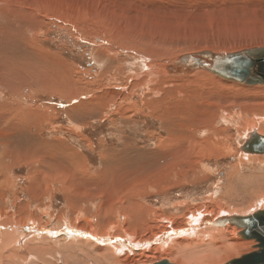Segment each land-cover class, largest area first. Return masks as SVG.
Masks as SVG:
<instances>
[{
	"label": "rangeland",
	"instance_id": "1",
	"mask_svg": "<svg viewBox=\"0 0 264 264\" xmlns=\"http://www.w3.org/2000/svg\"><path fill=\"white\" fill-rule=\"evenodd\" d=\"M262 46L264 0H0V134L9 137L0 135V228L8 235L4 242L18 239L6 255L3 252L1 264L110 262L104 255L99 257L91 239L67 236L54 241L26 235L24 230L33 225L56 234L66 225L77 231L79 225L78 232H96L99 237L112 228L109 234L120 239L152 243L143 258L138 255L144 249L116 256L102 247L120 262L135 256L141 264L165 261L166 253L179 246L180 240L188 242L184 254L195 253L197 258L205 257L200 252L212 249L214 243H231V237L200 230L191 231V237L171 238L172 245L166 241V249L160 250L153 244L156 234L145 228H157L156 236L161 231H180L191 218L208 210L213 219L219 206L222 212L217 220L264 210V163L255 154L240 155L250 124L256 127L264 120V86L217 81L211 74L198 82L202 71L186 76L197 85L190 104L199 110L194 114L198 124L194 123L193 137L203 140L211 135L199 129L207 120L217 130L210 142L216 137L218 146L176 160L166 158L160 149L172 138L168 128L181 129L177 127L182 124H171L186 118L180 101L189 96L176 92L177 80L149 79L147 71L148 66L168 64L184 54L233 53ZM168 91L175 96L167 95ZM207 100L215 102L209 118L203 114ZM180 108H184L183 115ZM179 111L181 116L176 115ZM167 112L170 118L176 115L173 122L166 120ZM227 115H231L230 122L222 121ZM1 140L7 143L5 147ZM114 154L125 157V163H116ZM103 181L112 199L99 195L96 185L102 186ZM127 195L131 209L120 201ZM129 216L137 221L128 224ZM135 228L146 231L145 239L133 233ZM210 237L213 242L208 244ZM234 237L243 242L236 243L237 251L222 254L220 264L256 251L255 241ZM201 238L202 244L192 243Z\"/></svg>",
	"mask_w": 264,
	"mask_h": 264
},
{
	"label": "bare ground",
	"instance_id": "2",
	"mask_svg": "<svg viewBox=\"0 0 264 264\" xmlns=\"http://www.w3.org/2000/svg\"><path fill=\"white\" fill-rule=\"evenodd\" d=\"M56 3H58V1L56 2ZM60 4V3H59ZM149 9V8H148ZM15 11V10H14ZM149 11V10H148ZM22 16V15H21ZM26 17V16H25ZM29 17V16H28ZM235 31V30H234ZM207 38V37H206ZM263 47V46H262ZM254 48H256V47H254ZM250 49H253V48H250ZM141 50V49H140ZM210 51V50H209ZM242 51V50H241ZM203 52H206V51H203ZM203 52H199V53H203ZM210 52H212V51H210ZM237 52H239V51H237ZM31 53V52H30ZM213 53H216V52H213ZM235 52H233V53H231V52H229V53H216V54H220V55H222V54H234ZM196 54H198V53H196ZM46 62V61H45ZM151 62H153L152 60H151ZM157 62V61H156ZM154 63V62H153ZM169 64V63H168ZM168 64H164V65H154L153 67H152V65H151V63H150V65L151 66H148V71H147V73H148V76H149V79L152 77V78H160L159 79V81H161V82H163V81H167V80H170L171 78H173L174 80H177L175 83L176 84H178L177 86H179L180 88H179V90L177 91V89H176V92L177 93H181V95L183 94L184 95V93H188V96H189V98H187L186 99V96L183 98V99H181V101L180 100H178V102L180 101L181 103H183V105L182 106H180L181 104L180 103H178V104H180L179 106L182 108V107H184L185 106V108H186V110L184 109V112H185V116H186V118H184V116H183V118H184V120L182 119H178L177 120V122H176V120L174 121V123L173 124H171V126L173 125V127L174 126H176L177 124H182V126L181 127H177V128H181V129H179V130H175V129H169L168 128V132L170 133V134H172V138L169 140V141H167L168 143H164L165 145H168L167 147H162V149H160V151H162L161 152V154H166V158H168L169 157V159H170V156H173V158L174 157H177V159L176 160H182V159H184V158H193L195 155L194 154H196L197 152H200L201 154L202 153H204V151H203V149H206V147H211L212 148V146H214L215 147V145H217V141L215 140V138L213 139V141H215L214 143H211L210 141H211V139H212V135H217V133H216V131L217 130H214L213 129V127L212 126H210V125H208V121L207 120H205L204 122H201L199 125H200V127H199V129L200 130H202L203 131V133L204 134H206V133H209V132H211V135H209V136H205L204 137V139L203 140H200L199 138H196V137H193V134H194V123H195V126H197V122L194 120V117H196L194 114L195 113H197L198 114V109L197 108H192L191 106H190V104H191V102H192V100L191 99H193V98H196V96H195V88H196V86H193L194 84V82L195 81H193V80H191V79H189V77H186V76H190V75H192L193 76V74H190V75H181V74H179V75H176V74H169V71L167 70V66L166 65H168ZM199 71H202V72H199ZM198 72L199 73H201V74H199L198 76V78H197V81L198 82H201V81H203V79H204V77H205V75L206 76H208V74H211V73H209V72H207V71H205V70H199ZM38 72V71H37ZM5 73V72H4ZM207 73V74H206ZM8 74V73H7ZM39 74V73H38ZM146 74V73H145ZM196 74V73H195ZM40 75V74H39ZM39 75H37L36 77H33V78H37ZM47 76H48V74H46ZM132 75V74H131ZM211 75H213V78L214 79H217V81H219V79L218 78H220V79H222V80H224V81H226L227 83L228 82H231V81H227V80H225V79H223V78H221V77H218V76H216V75H214V74H211ZM143 76H146V75H143ZM183 76V77H182ZM191 76V77H192ZM210 76V75H209ZM217 77V78H215V77ZM44 77H46V76H41V78H44ZM175 77V78H174ZM190 77V78H191ZM49 78H51V76H49ZM148 78V77H147ZM202 78V79H201ZM172 79V80H173ZM51 80V79H50ZM148 80V79H147ZM205 80V79H204ZM43 81V80H42ZM117 81V80H116ZM152 81V80H151ZM44 82H47L46 80L44 81ZM148 82V81H147ZM221 82V81H220ZM149 83H151V82H149ZM169 83H170V81H169ZM171 83H173L172 81H171ZM232 83H235V82H232ZM147 84V83H146ZM165 84V83H164ZM176 84H174V85H176ZM169 85H171V84H169ZM242 85H245V84H242ZM46 86V85H45ZM48 86V85H47ZM176 86V87H177ZM245 86H250V85H245ZM252 86H264V85H252ZM50 88V87H49ZM182 88V89H181ZM166 90V89H165ZM170 90V89H169ZM173 90H175V89H173ZM172 90V91H173ZM175 92V91H174ZM14 94V93H13ZM169 94H171V96H175V95H172L173 94V92H171V91H168L167 92V95H169ZM213 94V93H212ZM3 95V94H2ZM198 95V94H197ZM157 96V95H156ZM166 99L168 100V98H165V104L167 103L166 102ZM172 99V98H171ZM178 99H180V98H178ZM175 100V99H174ZM191 100V101H190ZM194 100V99H193ZM200 100V99H199ZM176 101H177V99H176ZM203 101V100H202ZM198 102V101H197ZM197 102H196V104H197ZM200 102V101H199ZM171 103V102H170ZM175 104H177V103H174V107L175 106H177V105H175ZM204 104H206V106H205V109H204V111H203V114H204V116H205V118H209V110L212 108V107H214L215 106V102H213V101H205V103ZM167 105V104H166ZM199 105H200V103H199ZM168 106V105H167ZM218 106V105H217ZM220 106V105H219ZM173 107V108H174ZM204 107V106H203ZM3 108V107H2ZM1 108V109H2ZM168 108H169V106H168ZM172 108V107H171ZM179 108V107H178ZM177 108V109H178ZM181 108H180V111L182 112V115H183V109L181 110ZM218 108V107H217ZM165 110L164 111H166V108H164ZM203 109H201V110H203ZM179 110V109H178ZM168 111V110H167ZM176 111V110H175ZM179 111V114H177L176 113V115H180L181 114V112ZM192 111H194V113H192ZM218 112V114H221V116H222V109H221V107L220 108H218V110H217ZM169 112V111H168ZM167 112V113H168ZM13 113V112H12ZM165 114V115H167V118L168 119H166L167 121L168 120H170V121H172L173 122V120L171 119L175 114L174 113H172V117L170 118V116H169V113L168 114ZM171 113V112H170ZM188 113V114H187ZM187 114V115H186ZM202 114V115H203ZM175 115V116H176ZM201 115V116H202ZM15 116V115H14ZM164 116V115H163ZM181 116V115H180ZM221 116L219 115V118H221ZM244 116V115H243ZM11 118V117H10ZM229 118H231V115H227L225 118L223 117L222 118V121H224V122H230V119ZM233 118V117H232ZM163 119V117L161 118V120ZM227 119H229V121L227 120ZM12 120V119H11ZM17 120V119H16ZM216 120H218V118L216 119ZM166 121V122H167ZM261 125L259 124V125H257L256 127H255V125L254 124H250L251 126L249 127V129L251 130V132L248 134L249 135V139H247V141L248 140H250L252 137H253V135H255V134H257V135H261V136H264V120L262 119L261 120ZM9 124V123H8ZM1 125V124H0ZM16 125V124H15ZM169 126V125H168ZM214 126V125H213ZM259 126H262V127H259ZM197 127V128H198ZM212 127V128H211ZM216 127V126H215ZM214 127V128H215ZM18 128V127H17ZM211 128V129H210ZM1 129H3V130H5L4 128H1ZM213 129V130H212ZM20 130V129H19ZM1 131V130H0ZM256 131H258V133L256 132ZM16 132V131H15ZM173 133H176L177 134V136L176 135H174L173 136ZM8 134V133H7ZM14 134V133H13ZM196 134V133H195ZM0 135H3V136H5V138H7L8 140H9V137H7L6 136V134H0ZM247 135V134H246ZM196 136V135H195ZM218 137V136H217ZM2 139V138H1ZM245 139V138H244ZM7 140V141H8ZM2 141V140H1ZM4 141V140H3ZM3 141L1 142V144L3 143ZM247 141L245 142V144L243 145V146H240L241 148V151H240V155L241 156H250L251 154L249 153V152H245V150H244V147H245V145H246V143H247ZM10 142V141H9ZM6 144L7 143H5V145H4V143H3V145L2 146H6ZM1 146V147H2ZM69 146V145H68ZM218 146V145H217ZM4 147H2V148H4ZM36 147V146H35ZM225 147V146H224ZM1 148V149H2ZM202 150H201V149ZM216 148V147H215ZM40 149V148H39ZM219 149V148H218ZM227 149V148H226ZM5 150V149H4ZM34 150V149H33ZM37 150V149H36ZM41 150V149H40ZM127 150H128V148H127ZM156 150H158V149H156ZM209 150V149H208ZM216 150V149H215ZM231 150V149H230ZM229 150V151H230ZM238 150V149H237ZM73 151V150H72ZM72 151H70L69 152V154H73L72 153ZM160 151H158V152H160ZM218 151V150H217ZM221 151V150H220ZM39 152V151H38ZM66 152L68 153V149L66 150ZM120 152V151H119ZM125 152V151H124ZM132 152V151H131ZM66 153V154H67ZM126 153H127V151H126ZM129 153V152H128ZM36 154V153H35ZM40 154V153H39ZM146 154H148V153H146ZM154 154V153H153ZM238 154V153H237ZM41 155H43V154H41ZM106 155V154H105ZM104 155V156H105ZM108 155V154H107ZM128 155V154H127ZM126 155V156H127ZM174 155H176V156H174ZM259 155H264V154H259ZM136 156V155H135ZM155 156L156 155H153V158L155 159ZM203 156V155H202ZM252 156V155H251ZM254 156V155H253ZM252 156V157H253ZM255 156L258 158H256L257 160H259L261 163H264V161H261L263 158H264V156H261V160L259 159V157L260 156H257L256 154H255ZM41 157V156H40ZM42 157H44V156H42ZM111 157V156H110ZM149 157V156H148ZM151 157H152V155H151ZM156 157H158V156H156ZM242 157V158H243ZM39 158V157H38ZM45 158H47V157H45ZM107 158V157H106ZM123 158H125V157H122L121 156V154H114V157H113V160L116 162V163H120V164H123V163H125V162H123L124 161V159ZM196 158L198 159V157L196 156ZM42 159V158H41ZM70 159V158H69ZM126 159V158H125ZM129 159V158H128ZM135 161L136 160H138V159H135V158H133ZM147 159V158H146ZM152 158H150V160H151ZM157 159V158H156ZM168 159V160H169ZM249 159V158H248ZM253 159V158H252ZM104 160V159H103ZM134 160H132V161H134ZM184 160H186V159H184ZM141 161V160H140ZM153 161H155V160H153ZM162 161V160H161ZM193 161V160H192ZM249 161V160H248ZM70 162V161H69ZM129 162H131V160L129 161ZM168 162V161H167ZM170 162V161H169ZM178 162V161H177ZM202 162V161H201ZM251 162V161H250ZM135 163V162H134ZM149 163V162H148ZM157 163H159V162H157ZM172 163H173V161H172ZM253 163V162H252ZM66 164H68V163H66ZM136 164H139V163H136ZM135 164V165H136ZM142 164V163H141ZM181 164L182 163H179V165L181 166ZM239 164H241V162L239 163ZM143 165V164H142ZM166 165H167V163H166ZM139 166V165H138ZM137 166V167H138ZM144 166V165H143ZM180 166H178V167H180ZM110 167V166H109ZM177 167V166H176ZM200 166H198L197 168H199ZM67 168V167H66ZM118 168V167H117ZM197 168H195V169H197ZM127 169H128V165H127ZM133 169V168H132ZM68 170V169H67ZM116 170V169H115ZM176 170V168H174L173 169V171H172V175H173V178L175 177V174H174V171ZM179 170V169H178ZM177 170V171H178ZM205 170V169H204ZM137 172V171H136ZM197 172V171H196ZM200 172V171H199ZM118 173V172H117ZM120 173V172H119ZM176 173V172H175ZM123 174V173H122ZM135 174H137V173H135ZM119 176V175H118ZM51 178V177H50ZM107 178V177H106ZM172 178V179H173ZM176 178H179V177H176ZM263 179H264V177H263ZM140 180V179H139ZM155 180H157V179H155ZM85 181V180H84ZM107 182L109 181L110 182V180H106ZM151 181V180H150ZM158 181H159V179H158ZM161 181H162V179H161ZM236 181V180H235ZM157 182V181H156ZM165 182H166V180H165ZM102 183V186H99V184H97L96 186H98L99 188V195H102L103 197L104 196H106V197H104V198H111L112 197V195L111 194H108L107 193V188H106V186L107 185H104V181L103 182H101ZM158 183V182H157ZM163 183V182H162ZM176 183V182H175ZM147 184V183H146ZM155 184V183H154ZM153 184V185H154ZM39 185H40V183H39ZM90 185H92V184H90ZM158 185V184H157ZM160 185H162V184H160ZM163 185H165V184H163ZM168 185V184H167ZM167 185H165V187L167 186ZM172 185V184H171ZM38 186V184L36 185V187ZM86 186V185H85ZM159 186V185H158ZM177 186V185H176ZM39 187V186H38ZM41 187V186H40ZM91 187V186H90ZM163 187V186H162ZM160 188V190L162 189V191H163V189L165 188ZM167 187H169V186H167ZM172 187V186H171ZM146 188V187H145ZM148 188V187H147ZM50 189V188H49ZM167 189H169L170 190V188H167ZM166 188H165V190H167ZM134 190V189H133ZM34 191H36V190H34ZM49 191V190H48ZM148 191V190H147ZM43 192V191H42ZM80 192V191H79ZM103 192H106V193H103ZM37 193V192H36ZM45 193V192H44ZM78 193V192H77ZM134 193V192H133ZM136 193V192H135ZM140 193V192H139ZM255 193V192H254ZM49 194V193H48ZM47 194V195H48ZM72 195V194H71ZM98 195V194H97ZM110 196V197H108V196ZM45 196V195H44ZM44 196H42V197H44ZM86 196V198H89V199H91V200H93V198H91V195L90 194H86L85 195ZM125 196V195H124ZM130 195H127V197H126V199L124 200V198H121V197H119V198H121L120 199V201H121V203H122V205L124 206V207H129L130 209L133 207L132 205H130V200H131V197H129ZM2 197V196H1ZM42 197H40L39 198V200L42 198ZM122 197H123V194H122ZM85 198V197H84ZM83 198V199H84ZM112 199V198H111ZM115 199V198H114ZM35 200H37V199H35ZM110 201V200H109ZM109 201H108V203H109ZM74 202V201H73ZM113 202V201H112ZM117 200L115 201V202H113V204L114 205H116L117 206ZM103 203H105V202H103ZM102 203V204H103ZM111 203V202H110ZM109 203V204H110ZM112 204V203H111ZM186 204V203H185ZM184 205V204H183ZM216 205V204H215ZM72 206V205H71ZM73 206H74V204H73ZM106 206V205H105ZM110 206V205H109ZM109 206H108V208H109ZM177 206H182V205H177ZM101 207V206H100ZM217 207V206H216ZM75 208V207H74ZM104 208V207H103ZM108 208L107 209H105L106 211L105 212H108L107 210H108ZM210 209V208H209ZM218 210H217V212L215 213V217L213 218V219H211L212 217L210 216L211 214V212H210V210H208V211H206V212H204V213H202V215H198V216H196V218H191V217H189V218H191V221H188L187 222V224H186V228H182L183 230H180V231H171L170 233H168V234H162L163 233V231H161V235H159V236H156L157 234H158V232H157V228H154V227H147V226H145V227H147V228H145L146 230H147V232H150L151 234H156V235H154L155 237H158V238H156V240L153 242V244H157L156 246H154L156 249H160L161 250V248L162 249H166L165 247H167L164 243H166V241H169L170 242V244H171V242H172V240H170L171 238H174L173 240H176V239H178V238H180L181 239V237H191L192 236V233H191V231H195V232H197V231H200V230H203L204 232V234H205V232H213V235L214 236H221V237H231V240H230V242L231 243H226V244H222V245H220L219 243L217 244V243H214V245H213V248L212 249H207V250H205V249H203V251H201L200 253H202V254H204L203 256H205V257H203L204 259H207V260H211V262H210V260H209V262L210 263H208V264H220V261L219 260H222L220 257L221 256H223L222 254H228V253H230L231 251L233 252V250H235V251H237V246L238 245H236V243H238V242H243V241H241L240 239L239 240H237V239H233V237L235 236V235H237V236H239V233L242 231L240 228H238L236 225H234V224H228V225H226V226H220V225H217V223L219 222V221H221L222 219H220V220H217V219H215V218H217L218 216H219V214L222 212V206H219L218 208H217ZM89 211V210H88ZM103 211H104V209H103ZM211 211H213V210H211ZM262 211V210H261ZM104 212V213H105ZM108 214V213H107ZM226 215H228V214H226ZM234 216H241V215H239V214H237V215H231V216H229V217H234ZM186 217H188V215L186 216ZM135 220V221H137V219H134L132 216H129V219H128V224H131V223H133V220ZM188 220V219H187ZM141 221H143V220H140V222ZM58 223H59V225H63V226H65V222H64V220H59L58 221ZM90 223V222H89ZM183 223H184V221H183ZM30 225V224H29ZM89 225V227L90 228H92L94 225H92L91 223L90 224H88ZM34 226V225H33ZM33 226H31L30 228H28V229H26V230H24V233L26 234V235H37V236H41V237H43L44 239L45 238H47V239H52V240H61V239H64V238H67V236L69 237V239L70 240H75V239H80V240H82V238H86V239H91V241L94 243V246H96L97 248H94L95 249V252L99 255V254H101V255H104V256H106V257H108V261H110L109 262V264H141L143 261L142 260H139L137 257H132V259H130V260H128V261H118L112 254H111V252H106L105 251V249H103L102 247H106L108 250H111L112 251V253L114 254V255H116V256H118V255H121L122 253H124V252H126L127 251V253L125 254V255H129V254H132L133 253V251H139V250H143V251H140L139 253V255H138V257L139 258H143L144 256H145V254H144V251H146V250H148V248H150V245L152 244V243H150V242H146V241H141V244H139V242H133V239L132 238H130V237H127V238H125V239H120V237H116V236H114V235H112V234H109V232H112V228H109L106 232H105V234L103 233V235L104 236H102V237H99L98 235H96V232L94 233H84V232H86V231H84L83 233L82 232H78V230H80L82 227L81 226H79L78 225V230L76 231V230H73L74 229V227H73V229L72 228H70L68 225H66L65 226V228H64V230L62 231V232H59L58 234H56L54 231V233H48V231L46 232V231H44L42 228H40V227H37V226H35L34 228H32ZM61 227V226H60ZM178 227H180V225H178ZM8 228V227H7ZM63 228V227H62ZM207 228H210V229H207ZM204 229H206V230H204ZM23 231V230H22ZM122 232H124V230L123 229H121V231H120V233H122ZM146 232V231H145ZM144 232V233H145ZM4 233V234H3ZM10 233V232H9ZM133 233L134 234H137L139 237H140V239H145V237L146 236H143L142 234H144L143 233V230H141V229H139V228H135V230H133ZM3 234V235H2ZM6 232H5V230L3 229V228H0V259H1V257H2V255H3V252H4V254L6 255V252H8L9 251V249H11V248H14V245H16L17 243H18V239H15L14 240V242H4V239H5V237H6ZM108 234V235H107ZM146 234V233H145ZM186 234H188V235H186ZM112 235V236H111ZM8 236V235H7ZM154 237V238H155ZM118 238V239H117ZM234 238H237V237H234ZM151 239V238H150ZM227 239V238H226ZM19 240H24L23 238L22 239H19ZM84 240V239H83ZM217 240V239H216ZM234 240V241H233ZM48 241V240H47ZM229 241V240H228ZM204 241H203V238H201L200 239V241H196V239H194V241L192 242V243H203ZM208 244H210L211 242H213V238L212 237H210L209 239H208ZM179 246H177L176 248H174V250L172 251L171 249L168 251V253H166V255L164 256L165 258V261L166 262H168L169 264H202L203 262H201L202 260H203V258H200L199 256H202V255H199L198 256V258H197V255H195V253H187V254H184L185 253V247L184 246H186L187 244H188V242L186 241V240H180L179 242ZM172 245V244H171ZM162 246H164V247H162ZM21 247V246H20ZM183 247V248H182ZM38 248V247H37ZM182 248V249H181ZM205 250V251H204ZM101 252V253H100ZM237 253V252H236ZM210 254V255H209ZM101 255H99V257L100 258H103ZM125 255H122V256H125ZM229 255V254H228ZM232 255V254H231ZM175 256V257H174ZM11 257L13 258L12 259V261H13V263H16V259H15V257H14V254L13 253H11ZM174 259H173V258ZM147 258H149V257H146V259ZM224 259V258H223ZM164 262V261H163ZM2 262H1V260H0V264H1ZM108 263V262H107ZM223 262L221 261V264H222Z\"/></svg>",
	"mask_w": 264,
	"mask_h": 264
},
{
	"label": "water",
	"instance_id": "3",
	"mask_svg": "<svg viewBox=\"0 0 264 264\" xmlns=\"http://www.w3.org/2000/svg\"><path fill=\"white\" fill-rule=\"evenodd\" d=\"M167 66L169 74L190 75L205 70L227 81L245 85H264V46L244 49L234 54H216L210 51L189 53L178 56ZM245 152L264 154V136L253 135L247 141ZM234 224L242 231L245 240L257 243L256 251L226 264H264V210L252 215L224 217L217 223L220 226ZM159 264H169L164 261Z\"/></svg>",
	"mask_w": 264,
	"mask_h": 264
},
{
	"label": "snow or ice",
	"instance_id": "4",
	"mask_svg": "<svg viewBox=\"0 0 264 264\" xmlns=\"http://www.w3.org/2000/svg\"><path fill=\"white\" fill-rule=\"evenodd\" d=\"M254 210V209H253ZM222 215H226L225 213H222Z\"/></svg>",
	"mask_w": 264,
	"mask_h": 264
},
{
	"label": "crops",
	"instance_id": "5",
	"mask_svg": "<svg viewBox=\"0 0 264 264\" xmlns=\"http://www.w3.org/2000/svg\"><path fill=\"white\" fill-rule=\"evenodd\" d=\"M11 122V121H10ZM10 122H9V124H10Z\"/></svg>",
	"mask_w": 264,
	"mask_h": 264
}]
</instances>
